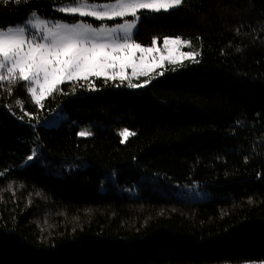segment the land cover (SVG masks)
<instances>
[{"label": "trees", "instance_id": "trees-1", "mask_svg": "<svg viewBox=\"0 0 264 264\" xmlns=\"http://www.w3.org/2000/svg\"><path fill=\"white\" fill-rule=\"evenodd\" d=\"M70 2L0 0V30L32 13L124 20L57 10ZM138 14L133 42L181 38L196 60L61 83L40 104L19 77L0 81V264L264 262V0ZM194 184L204 199L178 195Z\"/></svg>", "mask_w": 264, "mask_h": 264}, {"label": "snow or ice", "instance_id": "snow-or-ice-1", "mask_svg": "<svg viewBox=\"0 0 264 264\" xmlns=\"http://www.w3.org/2000/svg\"><path fill=\"white\" fill-rule=\"evenodd\" d=\"M181 3L182 0H169L167 3H162L161 0H106L103 3L93 2V0H71L68 5L58 10L69 15L92 17L100 21L129 16L133 19L119 23L115 27L106 25L93 27L87 22L66 24L61 21L55 22L52 27H47V21H39L38 25L33 27L44 29L39 39L47 41L46 43L26 39L24 34L27 29L24 27L18 26L16 30H0V70L6 69L10 76H14L18 71L20 79L34 83H39L42 75L44 83L41 88L46 91H51L52 86L64 80L87 79L90 75H106L107 70L115 68L117 64L120 67L121 78L124 77V69L127 67H131L135 74L136 64L133 62L132 54L125 52V55L121 56L119 53L127 49L140 52L153 51L152 48H143L139 44L129 43L126 38L136 28V23L142 15L148 14L147 11L142 15L138 13L140 10L159 12L161 8L167 10ZM118 32L124 33L123 42H117V40L103 42L97 39L102 36L111 38ZM153 43L155 44L156 41L154 40ZM164 43L179 45L183 42L179 38H166ZM174 52V49L169 50V59L174 58ZM181 55L184 54L181 53ZM188 55L191 56V54ZM163 59L165 57H161V60ZM4 79L5 77L0 75V81ZM30 91L35 96V89L30 88ZM36 102L39 103L40 98H36ZM122 135L126 137L127 131L125 130ZM32 158L29 156L28 160Z\"/></svg>", "mask_w": 264, "mask_h": 264}, {"label": "rangeland", "instance_id": "rangeland-1", "mask_svg": "<svg viewBox=\"0 0 264 264\" xmlns=\"http://www.w3.org/2000/svg\"><path fill=\"white\" fill-rule=\"evenodd\" d=\"M161 2L167 3V2H169V0H161ZM97 3H100V2H97ZM64 6H66V5L62 4V5L57 6V10L64 7ZM160 10H164V9L161 8ZM59 12L65 14V15H69L63 11H59ZM33 14H35V15H33ZM70 16H76V15H70ZM90 18H92V17H90ZM123 19L124 20L122 21V23L132 21V20H127L126 17H124ZM29 21L31 23H26ZM39 21H47L48 22L47 27H52V25L55 22H57V21H53V20L43 19V18L39 17L36 13H32L29 15L27 21H25L22 25L12 26V27H9L7 29H4L3 31H7L8 29L16 30L18 28V26L24 27L27 29V31L24 34L26 39L36 40L40 43H46L47 41L39 39L43 35L44 29L38 28V27H33V25H38ZM79 22H83V21H78V23ZM63 23L74 24V23H67V22H63ZM101 26H103V25H101ZM115 26H112V27H115ZM93 27H99V26H93ZM130 35L126 37L127 40L129 41V43L136 44L135 42H132L133 40L132 41L130 40ZM97 39H99L100 41H103V42H110V40H117V42H123V40L125 39V36H124V33L118 32V33L114 34L111 38L102 36V37H99ZM168 39H176V38H168ZM179 39L183 42L179 45H172V44L165 45V43H164L165 39H164L161 46H158V44L156 42L155 44L153 43L151 46L143 47V48H152L153 49L152 52H140V51H137L134 49H127V50L121 51L119 53V55H121V56L125 55V52L131 53L132 57H133V62L136 64L135 74H133V69L131 67H127L124 69V77L123 78L128 79L130 82H132L134 79H136L138 77L153 73L154 71L162 68L166 64L181 63L183 61H191V62L195 61L196 58L198 57L199 53H200V48L198 49L196 47H192L189 42L184 41L181 38H179ZM185 48H188V50H185ZM171 49L175 50L174 58L169 59L168 55H169V50H171ZM25 50H27L26 47H25ZM181 53H183L184 55L182 56ZM188 54H191V56H189ZM161 57H165V59L161 60ZM141 73H144V74H141ZM0 75H3L5 77V79H9V78L14 77V76L19 77V72L17 71L14 76H10L7 73V70L4 69V70H0ZM112 76L121 78L119 64H117V66L115 68H109L107 70L106 75H101V76L90 75L87 77V79L80 78V79H76V80H88L90 78H109ZM123 78H121V79H123ZM76 80H64L63 82H58L54 86H52L51 91H46V90H43L41 88V85L44 83L42 75L40 77L39 83H34L32 81H25V82L28 86V94L31 97V99L33 100V102L36 104H40L52 91L55 90V88L59 84L65 83V82H73ZM30 88L35 89V96L33 95L32 91H30ZM36 98H40L39 103L36 102ZM63 118H64V112L59 110V111L55 112L45 122V124H46V126H56ZM80 136H86V134L81 133ZM122 138H123V140L126 139L125 136H123ZM33 158L31 160H28V162L32 161ZM176 190H177V192L179 190L178 195L180 197L187 198L188 200H202L207 195V192L198 184L183 186V187L178 186ZM243 264H264V262H246Z\"/></svg>", "mask_w": 264, "mask_h": 264}, {"label": "crops", "instance_id": "crops-1", "mask_svg": "<svg viewBox=\"0 0 264 264\" xmlns=\"http://www.w3.org/2000/svg\"><path fill=\"white\" fill-rule=\"evenodd\" d=\"M136 26H137V23H136ZM135 30H136V28L132 30V34L130 35V40H131V41H132V39H133V35H134V33H135ZM132 42H133V41H132Z\"/></svg>", "mask_w": 264, "mask_h": 264}]
</instances>
